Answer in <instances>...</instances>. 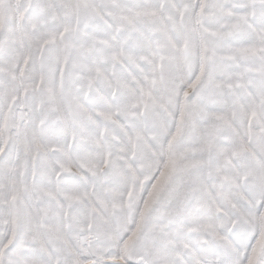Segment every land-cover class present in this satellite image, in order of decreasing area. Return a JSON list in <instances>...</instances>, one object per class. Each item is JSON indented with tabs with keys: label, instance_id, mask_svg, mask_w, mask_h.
Returning a JSON list of instances; mask_svg holds the SVG:
<instances>
[{
	"label": "snow or ice",
	"instance_id": "obj_1",
	"mask_svg": "<svg viewBox=\"0 0 264 264\" xmlns=\"http://www.w3.org/2000/svg\"><path fill=\"white\" fill-rule=\"evenodd\" d=\"M0 264H264V0H0Z\"/></svg>",
	"mask_w": 264,
	"mask_h": 264
}]
</instances>
